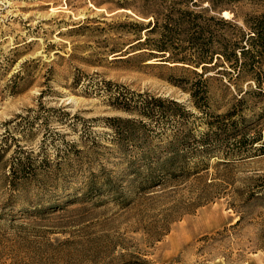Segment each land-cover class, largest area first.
I'll use <instances>...</instances> for the list:
<instances>
[{"label":"rangeland","instance_id":"1","mask_svg":"<svg viewBox=\"0 0 264 264\" xmlns=\"http://www.w3.org/2000/svg\"><path fill=\"white\" fill-rule=\"evenodd\" d=\"M174 9L264 0H0V264H264V94L156 51Z\"/></svg>","mask_w":264,"mask_h":264},{"label":"trees","instance_id":"2","mask_svg":"<svg viewBox=\"0 0 264 264\" xmlns=\"http://www.w3.org/2000/svg\"><path fill=\"white\" fill-rule=\"evenodd\" d=\"M161 19L163 23L159 25V21L156 19V23L150 32H158L159 38L156 42L158 44L156 51L163 53V57L169 53L168 48L173 50L179 48V44H177V47H172L174 39L180 41L183 38V40H188L191 44L190 47L192 48L190 49L199 53V60L196 66L211 65L214 63V57L218 55V61L225 65L228 63L232 71L237 72V77L244 73L252 74L256 87L261 94H264V76L257 72L260 59L264 54V14L245 19L244 26L247 30L240 29L233 37L215 34L203 14L174 9L165 17H161ZM210 20L223 25V27L231 26V22L219 21L215 20V18ZM214 44L220 46L218 53L212 51ZM211 52V56L209 57L208 55L207 57V54ZM174 60L173 62L176 63L186 62L185 59ZM208 68L203 66L204 73L208 71ZM203 75V73L199 74V77H203ZM201 92H206L205 87ZM158 102L160 101H155L154 103L156 104L154 105L151 103H145L144 105L152 111L157 108L160 109L159 105H157ZM124 123L128 122L125 121Z\"/></svg>","mask_w":264,"mask_h":264}]
</instances>
